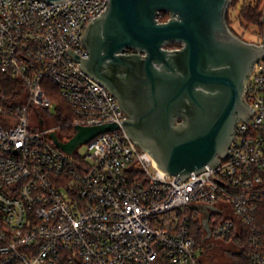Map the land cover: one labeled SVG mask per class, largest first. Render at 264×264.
<instances>
[{
  "label": "built area",
  "instance_id": "2783aa9c",
  "mask_svg": "<svg viewBox=\"0 0 264 264\" xmlns=\"http://www.w3.org/2000/svg\"><path fill=\"white\" fill-rule=\"evenodd\" d=\"M107 1L0 0V72L22 86L8 95L0 80V264H203L195 218L204 234L208 218L211 239L240 241L248 264H264V57L246 85L255 111L237 122L229 153L176 181L128 136L117 97L66 50L88 55L80 37ZM52 86L68 121H56ZM105 122L119 126L71 152L51 135L66 142L76 126Z\"/></svg>",
  "mask_w": 264,
  "mask_h": 264
},
{
  "label": "water",
  "instance_id": "95a60500",
  "mask_svg": "<svg viewBox=\"0 0 264 264\" xmlns=\"http://www.w3.org/2000/svg\"><path fill=\"white\" fill-rule=\"evenodd\" d=\"M229 2L108 0L80 37L88 55L66 48L117 97L128 136L174 180L216 166L229 153L237 122L247 123L255 111L245 92L254 62L264 57V27L260 44L239 37L226 21ZM161 10L169 13L166 20L158 18ZM171 42L180 46H167ZM118 126L78 125L66 142L51 135L71 152ZM203 227L207 239L208 218Z\"/></svg>",
  "mask_w": 264,
  "mask_h": 264
},
{
  "label": "trees",
  "instance_id": "16d2710c",
  "mask_svg": "<svg viewBox=\"0 0 264 264\" xmlns=\"http://www.w3.org/2000/svg\"><path fill=\"white\" fill-rule=\"evenodd\" d=\"M230 2H231V6H233L238 2V0H230ZM263 13H264V0H247V1L244 0L241 3L238 17L240 19L242 26L246 27L250 24H255L259 26V29L261 31H263V21H262ZM168 16L169 13L163 10H161L158 14V18L160 20H166ZM226 21L228 23L227 10H226ZM232 31L235 34H237L233 29ZM237 35L243 38L241 34H237ZM169 45L176 47V46H180V43L171 42L169 43ZM0 80H1L3 92L8 95L14 94L15 92L19 91L22 88V86L19 84L17 79L13 78V76L9 75L6 72H0ZM49 89L50 90L48 92V95L50 99L54 101L58 111L57 113L58 116L56 118V121L64 122L70 120L72 114L70 112V106L67 103V101H65L63 97H61L57 87L52 86ZM72 132H73V127L71 126H68L67 128H65V130H61V133L66 135H69ZM191 231L195 235L196 239L199 242H201L204 236V231L201 222L198 218L191 220ZM229 260L230 261H228L226 264H248V259L245 256V248L241 247L240 252L238 251L233 252L231 257H229Z\"/></svg>",
  "mask_w": 264,
  "mask_h": 264
},
{
  "label": "rangeland",
  "instance_id": "374dc122",
  "mask_svg": "<svg viewBox=\"0 0 264 264\" xmlns=\"http://www.w3.org/2000/svg\"><path fill=\"white\" fill-rule=\"evenodd\" d=\"M244 0H238V2L231 6V2L227 8V20L229 27L233 29L237 34H241L245 40L258 41L262 35V31L259 29L258 25L250 24L246 27L241 25L240 19L238 17L239 9L241 3ZM247 1V0H246ZM264 27V22H263ZM169 47H173L167 44ZM52 111V110H51ZM86 150V145H81L79 148L80 153H84ZM205 236V234H204ZM203 236V238H204ZM204 242L205 250L201 257L203 264H226L231 257L232 253L235 251L240 252L242 243L236 239L222 240V239H211L210 237Z\"/></svg>",
  "mask_w": 264,
  "mask_h": 264
},
{
  "label": "flooded vegetation",
  "instance_id": "af4514ba",
  "mask_svg": "<svg viewBox=\"0 0 264 264\" xmlns=\"http://www.w3.org/2000/svg\"><path fill=\"white\" fill-rule=\"evenodd\" d=\"M129 51H132V50H129Z\"/></svg>",
  "mask_w": 264,
  "mask_h": 264
}]
</instances>
